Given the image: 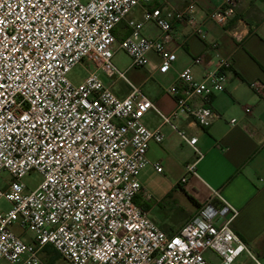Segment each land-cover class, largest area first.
<instances>
[{
	"label": "built area",
	"instance_id": "obj_1",
	"mask_svg": "<svg viewBox=\"0 0 264 264\" xmlns=\"http://www.w3.org/2000/svg\"><path fill=\"white\" fill-rule=\"evenodd\" d=\"M150 1L0 0V172L10 176L1 179L5 188L0 187V200L9 204L0 206V261L43 264L39 251L50 245L67 264H264V253L254 251L232 228L237 208L222 199L203 204L173 234L134 202L140 172L148 165L162 168L148 160L146 150L151 141L161 143L164 133L142 118L154 111L189 144L194 160L186 170L193 173L202 151L196 137L175 121L188 115L207 127L220 117L209 102L225 86L223 69H231L232 60L218 54V42L208 41L216 69L196 78L191 66L183 68L180 84L166 88L175 108L163 113L115 67L114 51L125 52L129 68L145 67L149 53L156 52L158 71L166 72L175 59L167 44L171 18L186 22L193 36L206 40L205 20L227 24L240 0H223L205 19L194 14L197 0L166 14L158 7L145 9L140 20L127 21L130 33L116 41V25ZM150 21L162 31L161 39L142 35L143 24ZM204 58L198 55L193 62ZM78 64L92 69L74 83L68 73ZM98 70L110 79H124L128 94L117 96ZM249 85L263 95L264 83ZM244 111L249 114L251 107ZM31 171L41 181L28 189L22 180ZM15 223L30 241L13 231Z\"/></svg>",
	"mask_w": 264,
	"mask_h": 264
},
{
	"label": "crops",
	"instance_id": "obj_2",
	"mask_svg": "<svg viewBox=\"0 0 264 264\" xmlns=\"http://www.w3.org/2000/svg\"><path fill=\"white\" fill-rule=\"evenodd\" d=\"M191 1L152 0L134 7L116 25L113 32L116 41L130 33L127 21L140 20L145 9L158 7L166 14L170 10L183 9ZM221 3L223 0H197L194 14L205 19L207 13ZM171 24L172 34L167 44L174 50L175 59L166 72L158 71L161 59L156 52L149 53L145 67L127 66L124 69L125 74L128 72V80L139 85L144 95L163 113H170L175 108L174 97L166 92V88L172 83L180 84L178 74L183 68L191 66L196 78L202 77L207 69H216L214 51L209 49L208 41L218 42V54L231 59L232 67L223 69L227 82L210 98L209 106L220 113L218 119L207 127L191 122L188 115H181L175 121L180 129L196 137V146L202 151L193 173L186 170V165L194 160V151L189 144L173 127L161 123L154 111H148L142 118L146 126L159 128L164 133L161 143L151 141L146 150L148 160L162 168L156 171L148 165L140 172L141 190L135 195L134 202L161 230L173 234L203 204L222 199L237 208L238 215L232 220L233 230L254 251L263 254L264 93L257 95L249 84L253 80L264 83V0H240L235 15L223 26L205 20L206 40L193 36L186 22L173 17ZM162 34L153 22L143 24V36L161 39ZM201 54L205 55L204 60L194 63L193 59ZM86 67L92 69L90 65ZM97 74L117 96L128 94L129 87L124 79H110L100 70ZM247 105L251 107L249 114L244 111ZM232 118L237 119L233 125L230 124ZM20 236L30 241L26 235ZM47 246L52 248L50 245L43 247L39 251L40 257L49 253ZM53 256L61 258L58 254L53 253ZM54 257L45 256L43 264H51ZM0 264L9 263L0 261Z\"/></svg>",
	"mask_w": 264,
	"mask_h": 264
},
{
	"label": "rangeland",
	"instance_id": "obj_3",
	"mask_svg": "<svg viewBox=\"0 0 264 264\" xmlns=\"http://www.w3.org/2000/svg\"><path fill=\"white\" fill-rule=\"evenodd\" d=\"M112 62L115 64V67L117 69L124 70L126 69L127 66H129L130 59L125 54L124 51L116 49L112 57ZM86 70H87L86 66H83L82 64H78L76 66L74 65L72 69L69 71L68 77L72 80V82L78 83L85 77ZM101 77H104V76H101ZM126 77L127 78L129 77L128 72L126 73ZM3 178L5 181H7L10 179V176L5 171L0 172V187L5 188V184L1 182V179ZM39 181H41V176L38 174L37 171L29 172L22 180V182L27 186L28 189H33L37 185V183H39ZM0 206L4 207V209H7L9 207V204L6 201H4V199H1ZM12 228L15 233L19 235L22 234L24 236L26 235L29 238L27 234L23 233L24 229L21 228L17 223L13 224ZM52 251L53 250L51 248L49 253L41 254L42 261H44L43 258L45 256L54 257ZM64 263L65 262L59 257H54L51 262V264H64Z\"/></svg>",
	"mask_w": 264,
	"mask_h": 264
},
{
	"label": "trees",
	"instance_id": "obj_4",
	"mask_svg": "<svg viewBox=\"0 0 264 264\" xmlns=\"http://www.w3.org/2000/svg\"><path fill=\"white\" fill-rule=\"evenodd\" d=\"M193 200V199H192ZM194 201V200H193ZM195 202V201H194ZM211 204H216V203H218V201L217 200H212L211 202H210ZM47 248L48 249H46V251H49L50 249H51V247H49V246H47ZM53 253L55 254V255H57L56 254V252L53 250Z\"/></svg>",
	"mask_w": 264,
	"mask_h": 264
},
{
	"label": "snow or ice",
	"instance_id": "obj_5",
	"mask_svg": "<svg viewBox=\"0 0 264 264\" xmlns=\"http://www.w3.org/2000/svg\"><path fill=\"white\" fill-rule=\"evenodd\" d=\"M175 243H177V244H178V243H179V241H175Z\"/></svg>",
	"mask_w": 264,
	"mask_h": 264
}]
</instances>
